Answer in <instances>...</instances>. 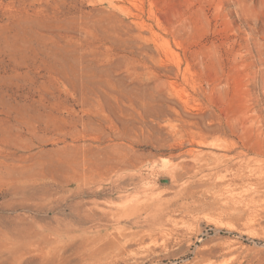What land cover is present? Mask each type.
Masks as SVG:
<instances>
[{"label":"rangeland","instance_id":"obj_1","mask_svg":"<svg viewBox=\"0 0 264 264\" xmlns=\"http://www.w3.org/2000/svg\"><path fill=\"white\" fill-rule=\"evenodd\" d=\"M0 264H264V0H0Z\"/></svg>","mask_w":264,"mask_h":264}]
</instances>
